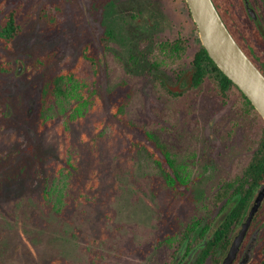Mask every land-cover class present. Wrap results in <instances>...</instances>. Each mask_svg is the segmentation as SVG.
I'll list each match as a JSON object with an SVG mask.
<instances>
[{
    "label": "rangeland",
    "instance_id": "374dc122",
    "mask_svg": "<svg viewBox=\"0 0 264 264\" xmlns=\"http://www.w3.org/2000/svg\"><path fill=\"white\" fill-rule=\"evenodd\" d=\"M19 1V32L9 48L0 46L11 66L0 71V128L21 144L16 151L0 141V264H166L172 249L165 241L203 214L218 177L260 121L237 119L234 95L222 101L207 81L196 89L182 81L177 96L155 87L148 63L159 41L187 44L181 59L162 68L171 85L199 46L184 0H115L122 38L113 44L118 58L99 53L103 97L108 106L123 100V119L156 133L179 158L193 154L189 187L171 188L139 146L128 149L129 135L143 137L124 123L111 128L108 107L39 135L30 118L41 80L72 61L80 34L97 42L103 0H8L4 9ZM57 2L61 26L47 34L42 7ZM56 47L49 66H32ZM121 81L127 86L117 92ZM64 152L75 163L65 179L55 168ZM50 186L57 193L46 199Z\"/></svg>",
    "mask_w": 264,
    "mask_h": 264
},
{
    "label": "trees",
    "instance_id": "16d2710c",
    "mask_svg": "<svg viewBox=\"0 0 264 264\" xmlns=\"http://www.w3.org/2000/svg\"><path fill=\"white\" fill-rule=\"evenodd\" d=\"M6 2L8 0H0V46L3 48H9L10 43L18 34L25 9L24 3L19 1L5 10ZM184 2L191 17L188 5L185 0ZM114 4L115 0H103L101 16L98 21L103 29L97 42L90 38L89 34V36L80 34L79 40L82 42L76 55L71 59L72 61L42 78L34 109L31 112L30 124L40 135L50 126L56 124L67 129L69 123L83 119L96 108L108 107L107 119L111 128L118 129L116 123H124L143 137V139H139L129 135L131 140L127 145L128 149L131 150L133 145L139 146L138 149L156 165L164 182L171 188H187L191 183L192 163L190 164L189 159L193 157V154L188 155L187 153L186 156L183 155L179 158L167 143L160 140L156 133L136 123H131L128 119H123V100L117 98L118 101H110V106H108V102L103 97L101 90L103 72H101L99 53L102 51L105 55L108 51L118 58L113 44L121 42L122 38L120 31L119 35L117 34V28L114 25L119 21ZM42 11L43 14L40 17L45 21L47 34L60 28L61 18L58 17V13H61V6L58 2L51 9L42 7ZM198 41L199 46L193 53L190 67L175 73L174 84L171 85L165 81L162 68L176 63L186 52L187 44L182 38L159 41L155 51L150 54L148 67L154 75L155 87L162 86L168 95H181L184 91L182 81H186L188 88L194 89L199 88L207 81L222 101H225L227 96L234 95L233 109L237 119H256L261 123L259 129L246 133V140L240 148L239 157H236L229 172L218 177L216 188L210 194L209 203L206 204V209L212 211L222 203L233 202L231 211L223 222L227 226L241 218L256 188L264 181V119L248 97L210 58L200 39ZM59 51H61L59 47L46 51L32 62V66H36L41 71L57 59ZM10 68V64L4 60L0 52V71L9 72ZM26 70L29 71L28 67ZM116 86L118 87L117 92H119L126 88L127 82H118ZM0 141L5 142L8 148L16 151L21 146L15 133L1 131V128ZM4 159L5 156L1 155L0 162ZM74 167V161L65 152L63 162L59 163L58 161L55 166L56 172L60 173L63 179L68 177ZM54 192L57 193L55 186H50L49 189L45 187L43 190L46 199ZM204 233L205 228L201 225L200 216L190 220L179 233L169 237V240L165 242L169 243L172 252L166 264H181L183 262L184 264H199Z\"/></svg>",
    "mask_w": 264,
    "mask_h": 264
},
{
    "label": "flooded vegetation",
    "instance_id": "af4514ba",
    "mask_svg": "<svg viewBox=\"0 0 264 264\" xmlns=\"http://www.w3.org/2000/svg\"><path fill=\"white\" fill-rule=\"evenodd\" d=\"M211 1L237 44L264 75V0ZM263 190L264 181L256 188L241 218L227 226L223 222L229 215L233 202L222 203L212 211L204 206L201 225L205 228V233L200 247L199 264H264V196L236 242L232 259L224 263L247 221L259 191Z\"/></svg>",
    "mask_w": 264,
    "mask_h": 264
},
{
    "label": "water",
    "instance_id": "95a60500",
    "mask_svg": "<svg viewBox=\"0 0 264 264\" xmlns=\"http://www.w3.org/2000/svg\"><path fill=\"white\" fill-rule=\"evenodd\" d=\"M196 25L199 39L210 58L220 70L248 97L264 119V75L244 53L228 31L211 0H185ZM264 190L259 191L239 236L233 243L224 263H228L253 213L257 210Z\"/></svg>",
    "mask_w": 264,
    "mask_h": 264
}]
</instances>
